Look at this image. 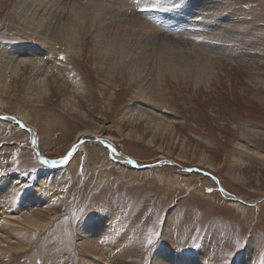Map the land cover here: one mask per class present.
<instances>
[{
    "label": "rangeland",
    "instance_id": "1",
    "mask_svg": "<svg viewBox=\"0 0 264 264\" xmlns=\"http://www.w3.org/2000/svg\"><path fill=\"white\" fill-rule=\"evenodd\" d=\"M73 1L89 7L87 0ZM171 2L162 0L148 14L171 19L189 0ZM206 2L209 8L193 20L198 34L181 36L160 33L157 26L170 20L150 21L131 5L127 14L134 10L162 37L154 43L152 34L119 28L111 44L120 52L108 51L110 59L95 40L97 33L112 39L96 31L98 25L87 27L83 41L71 38L74 47L57 45L43 59L50 64L44 81L51 91L41 99L27 97L25 88L42 61L29 59L30 67H23L18 57L27 44L36 45L25 38L34 36L18 34L13 18L22 4L28 17L45 14L52 26L63 12L31 0L0 2V64L5 52L15 54L0 85V115L18 118L31 129L47 161L72 152L68 162L45 166L28 132L0 119V189L5 191L0 204L15 213L29 201L28 213L48 220L24 250L0 253V264H72L74 259L76 264H159L161 254L172 250L182 262L264 264V0ZM104 17L102 24L109 18ZM228 32L246 36L237 42L224 37ZM231 52L242 56L231 57ZM142 56L149 65L158 64L147 74L130 71L128 62L139 64ZM150 79L162 100L156 112L173 118L170 130L152 128L134 110L143 104L148 90L142 88ZM59 85L65 86L57 90ZM65 100L74 109L63 108ZM96 137L108 140L137 168L156 166L137 170L125 159L113 160ZM73 145L83 151L73 152ZM10 181L20 186L8 188ZM217 185L244 203L224 198ZM31 194L37 198L34 205L32 198L26 200ZM95 223L104 224L97 237L86 230Z\"/></svg>",
    "mask_w": 264,
    "mask_h": 264
},
{
    "label": "bare ground",
    "instance_id": "2",
    "mask_svg": "<svg viewBox=\"0 0 264 264\" xmlns=\"http://www.w3.org/2000/svg\"><path fill=\"white\" fill-rule=\"evenodd\" d=\"M31 1L37 2L38 4H40V6L43 5V7H45V8H47L46 7L47 5H51V6L55 7L56 11H57V9L60 10V11H57L58 13L63 12L62 18H61V16H59V18L56 22L57 25L52 26L51 24H48V22L45 23V18H44L45 14L44 13H43L44 14L43 17L41 15L36 16L35 18H32L33 16L30 17V15L28 17L26 15L27 14L26 12H28L29 9L28 8L26 9L25 8L26 5L22 4L19 7L17 6L16 12H15L16 14L14 15L15 18H13V21H14L13 24L15 26L17 25L13 29H15V31L18 34H20L21 36H24L22 34V32H23V33L30 34L31 36H34V38L30 37V36H27V37L24 36L25 38L30 39L31 41L35 42L36 45L31 46V45L27 44L28 46H25V48H27V49L22 50L23 53H20L21 56H18V57H20V59L22 60L21 65L23 67L25 65H27V66L30 65L29 59L37 58V59L42 61V64H40L38 66V68L33 67L35 69V72L32 75L31 79L28 81L26 88H25V93L27 94V97L39 98V99H41V97H43V96L44 97L50 96V91H51L49 85L44 81L45 78H48L47 72H48V68H50V64L43 61V59L50 54V52L53 48H57L58 47L57 45L65 46L67 44L70 46V47L69 46L68 47L71 48V47H74L73 46L74 42L72 39H74V40L80 39L81 41H83V38L87 32V27H93L94 25L100 26L98 29H96V31L97 30H99V32L104 31L106 33V35H108L109 38L112 40L107 41L106 38L104 37L103 33L102 34L97 33L98 35L96 36V39H98V40H95V44H96L95 46H97L100 50H104L105 51V52H103L104 54H106L109 51L110 52V53L108 52L109 54L115 55L116 52H118V53L120 52L119 51L120 48L116 44H115L116 46H113V43L111 44V41H113L115 39L116 35L117 36L119 35V32H118L119 28L121 30L123 29L124 31H129V29H132V28L137 29L136 31L139 34L141 33L140 35H142V33L152 34V39H153L154 43L160 42V39L156 38V36L161 38L162 35L160 33L162 30L166 31V33L170 32V35H177V34H179L180 36L181 35H188V34L194 35V34H198V33H196L197 31L194 30L195 25L193 24V20L195 18L199 17L200 15H202L204 13V11L209 8L208 5L207 6L205 5L207 3L206 0H189V2L186 5L183 4V9L180 10L182 12L178 11L179 13L177 12V14L174 13L172 16L169 15V16H171V19H169L170 17H166L168 15L164 14V13L163 14L162 13L148 14V12H147L146 13L148 15L147 18L150 21H153L154 19H156V17H161V18L165 17L163 19V21L166 20V22L168 20H170V22L168 23L167 26L159 25L160 26L159 27L156 25L157 26L156 30L157 31L161 30L160 33H158L157 31H152V28L154 27V26L153 27L151 26L152 22H151V24L148 23L150 25L148 27V26H146L145 22L142 21V18L137 16L138 13L135 14V12L133 10V13L130 12L133 15H128L127 10H129V9L131 10V8H134L136 6L134 9L137 12H140V11L143 12L146 10L145 8L148 6H154L155 7L157 5H160L162 0H126V1H122V0H87L89 7L80 6V4L75 3L73 0H31ZM180 1L181 0H173L171 2V0H166V3L171 2V4L174 5L175 3L180 2ZM0 2H3V0H0ZM155 2H156V4L152 5ZM29 3H31V2H29ZM208 4H210V2H208ZM131 5L132 6L135 5V6L132 7ZM19 10H24V13L21 14L19 12ZM36 10H38V8ZM125 11H127V12H125ZM30 12H31V10H30ZM34 12H35V10L32 11V13H34ZM108 12L111 13V15L108 14ZM67 13H68V15H67ZM47 14H48V12H47ZM54 14H56V13L54 12ZM236 14H238V13H236ZM34 15H36V14H34ZM48 15L50 16V14H48ZM104 16H108L109 18H108L107 22L102 24V20L105 18ZM191 18H192V20H190ZM160 20L161 19H158L157 22H159ZM46 21H47V19H46ZM10 23H12V22H10ZM171 24H173V25H171ZM67 26L69 28H67ZM18 27H20V28H18ZM17 28H18V30H17ZM105 28H108V29H105ZM174 28H176V29H174ZM154 29H155V27H154ZM175 30H179L180 33L174 32ZM115 31H117V32L115 33ZM198 31H199V29H198ZM208 31L213 32V30H208ZM111 32H112V34H111ZM190 32H192V33H190ZM232 33H234V32H232ZM238 34H239V32H238ZM243 36H246V34H242V36L233 35V34L230 35V33L228 35L227 34L224 35V37H228L227 39H229V40L235 39L237 42L240 41ZM66 37H69L70 39H67ZM77 49H79V48H77ZM74 50L75 49H73V51ZM222 50L226 51L225 49H222ZM142 51H144V50H142ZM1 53H3V52H1ZM103 53H101V54L103 55ZM156 54H158L157 51H156ZM3 55H4V58H1V59H3V63L0 64V85L2 84V81L4 79L5 70L8 67L7 62H12V55L13 54L11 55V54H9V52L8 53L5 52ZM106 55H108V54H106ZM234 55H236L237 58L242 56V54L235 53V52H231V54H229V56H231V57ZM143 56H144V54H143ZM143 56L138 57L137 61H139V64L135 63V64L131 65L132 60H130L128 62V67H129L130 71L131 70H137L140 73L144 72L147 74L148 71H152L154 69L153 64H156V65L158 64V62H152L153 64L149 65V61H147V59H143L144 58ZM108 57H109L108 59L111 58L109 55H108ZM153 60L154 59H152V61ZM13 61H14V63L16 62L15 60H13ZM155 61H157V60H155ZM25 62H27V63H25ZM110 65H112V64L110 63ZM151 82H153V80H151L145 88H142L144 93L146 90H148V93L147 94L145 93V95L142 98L143 104H141V105H143V106L136 105V106H134V108H135L134 110H137V112H139L140 116L147 119V124L149 126H151L152 128H158L159 130L160 129L161 130H170L173 118H169L165 115L160 114L158 112V110L156 112V107H158L160 105L159 102L162 103V100L160 99L159 95L156 94V91L158 89L157 84L155 86V84H151ZM62 86H65V85H62ZM62 86H60V85L56 86L57 90L58 89L60 90L62 88ZM56 88H54V89H56ZM62 104H63V108L72 107L71 109H74L73 105L68 104L66 102V100H65V103H62ZM0 117H3V116L0 115ZM10 117H12V116H10ZM7 120H11V121L16 120V124L28 132L30 137H32L31 138V147H32L33 151L37 152L40 155V153L38 152L37 147L35 145V140L33 138L34 137L33 131L31 129H29L28 127L26 128L25 127L26 125L21 120H19L18 118H14V120H12V119H7ZM88 133L91 134V132H88ZM105 141H108V140L104 139L103 141H100V142L103 146L108 148V150L110 152V156L113 160L114 159H116V160L125 159L123 156L117 154L116 152L113 153V151H112L113 147L111 146V148H109V145H111V144L105 143ZM246 145L244 144V147H243V145H241V147L244 149L243 153L248 154L249 151H247V150H249V149ZM80 146L77 147L76 150H82L83 151V147L82 146L80 147ZM42 149H43V147H42ZM42 158H40V161L45 166H52L53 165L52 163H46L47 159H45V158L42 159ZM125 163H129V162L126 160ZM135 165H136V163H135ZM132 168L136 169L137 167L132 166ZM137 170H139V169H137ZM210 177L213 178L212 176H210ZM213 179L215 180V178H213ZM1 180L3 182V179H1ZM7 184H8L7 185L8 188H12V185H15V187L20 186L17 183L14 184V182H12V181L8 182ZM217 186H218L220 192H225L219 185H217ZM16 190L17 189L15 188V191ZM4 192L5 191L3 189H0V196ZM39 193H42V192L40 191ZM31 196L32 197L28 196V198L26 200H29L30 198H32L33 200H32V202H30V204L32 205V203H33V205H34L36 203L35 201H37V198L35 199L33 194H31ZM222 196L224 198L230 199V201H233L234 204L236 202L240 203V204L244 203L243 202L244 200L241 197L240 198L233 197V196L229 195L227 192H225V194H222ZM2 198H3V195L0 197V200H2ZM28 202L29 201H27V203ZM257 202L258 201H254V202H249V203H245V204L247 206H250V205L256 204ZM26 204L24 205L25 207L20 205L22 207L21 210L18 212H15V213H10L7 210V208H5L2 204H0V253H6L9 251H13V250H24V248L29 244V241H30L34 231L43 227V225H45L46 222L48 221V220H46V218L43 215H41L37 212H35L33 214L30 212L28 213V211L26 209L31 210V208H33V207L27 208ZM103 226H104V224L102 225V223H99V224L95 223V224L89 225L86 228V230L88 231V233H90V230H91L92 232L90 234L92 236L96 235V237H97L98 236L97 234L99 233L100 230H102ZM215 233L216 232L213 233L214 237H216ZM71 235L73 236V234H71ZM214 237H212L210 239V241H212V239H214ZM94 239L96 240V238H94ZM72 248H74V247L72 246ZM169 253L170 254H168L165 251L161 254V260L158 261L159 264H201L200 262L197 261V259H196L197 257L195 258L196 259L195 261L189 259L188 261H186L187 262L186 263V262H182V260L179 258H174V257H176V255L174 254L173 250ZM204 255L205 254H202L199 257L202 258V256L204 257ZM172 259H173V261H172ZM100 260H102V259H100ZM174 261H176V263ZM72 264H76L75 259L72 261ZM94 264H99V263L95 261Z\"/></svg>",
    "mask_w": 264,
    "mask_h": 264
},
{
    "label": "snow or ice",
    "instance_id": "3",
    "mask_svg": "<svg viewBox=\"0 0 264 264\" xmlns=\"http://www.w3.org/2000/svg\"><path fill=\"white\" fill-rule=\"evenodd\" d=\"M59 59H60V60H65L66 57H65L63 54H61L60 57H59ZM7 119H14V117H8ZM96 139L99 140L100 138H99V137H96ZM80 143L82 144V143H84V141H80ZM105 143H107V141H105ZM78 146H79V145H73V151H74ZM109 148H111V145H109ZM112 151H113V153H114V152H115V149H112ZM71 156H72V152H69V154L66 155V156H64L60 161H46V163H53V164H55V163H66V162H68V160L71 158ZM207 191L211 192L212 189H208ZM148 243H149V244L152 243L151 238H149Z\"/></svg>",
    "mask_w": 264,
    "mask_h": 264
},
{
    "label": "water",
    "instance_id": "4",
    "mask_svg": "<svg viewBox=\"0 0 264 264\" xmlns=\"http://www.w3.org/2000/svg\"><path fill=\"white\" fill-rule=\"evenodd\" d=\"M6 118H7V117H6ZM12 120H14V119H12ZM14 121L16 122V120H14ZM98 141H101V140L99 139ZM36 154H37L38 158H42L41 155H39L37 152H36ZM42 159H43V158H42ZM125 159H126V158H125ZM126 160L129 162V164H130L131 166L137 167V166L135 165L134 161H132L130 158H127ZM153 166H156V165H152V166H142V167H140V168H136V169L144 170V169H147V168H150V167H153Z\"/></svg>",
    "mask_w": 264,
    "mask_h": 264
}]
</instances>
